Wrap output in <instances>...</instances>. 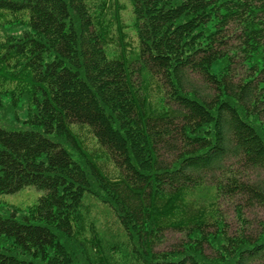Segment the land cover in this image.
Here are the masks:
<instances>
[{"label":"trees","instance_id":"trees-1","mask_svg":"<svg viewBox=\"0 0 264 264\" xmlns=\"http://www.w3.org/2000/svg\"><path fill=\"white\" fill-rule=\"evenodd\" d=\"M130 1L128 50L121 0H0L27 26L0 35V81L30 105L0 122V194L43 191L0 211V264H264L244 215L264 208V0ZM169 230L183 240L158 249Z\"/></svg>","mask_w":264,"mask_h":264},{"label":"rangeland","instance_id":"rangeland-1","mask_svg":"<svg viewBox=\"0 0 264 264\" xmlns=\"http://www.w3.org/2000/svg\"><path fill=\"white\" fill-rule=\"evenodd\" d=\"M121 3L123 4L122 17L124 20V24H126L127 26L125 29L127 34L125 39L127 40V42H130L129 44H127L129 50L130 48H136L138 45V39L134 27L135 18L132 12L131 1L121 0ZM0 19L2 20L3 27H5L4 29L2 26L0 27V35L2 37H4L7 32L18 34L22 33L27 28L24 21H13L14 19H17V17L14 18L13 15H9L8 13H4V15H1ZM114 33L111 36V44L109 46V49L118 52V44L121 37L118 33ZM128 54L131 56L132 51H129ZM13 87L14 85L12 83L5 85V83H2L0 81V92L2 98V104L0 105V122L9 126L10 124L22 122L28 117L30 111V105L25 99H21L17 102L16 105L12 104L9 96L10 91L7 92L5 90ZM74 128L75 131L79 134L80 138L83 140V144H85L88 151L91 153L94 152L93 156L95 158L99 156L100 162L104 161L102 163L110 173H115L117 171L115 169V166L107 157L106 150L98 144L97 139L94 137L91 129L87 125H78L74 126ZM42 193V190L36 188L33 185H29L21 188L16 192L0 194V211L2 213L8 214L12 211H16L18 215L26 213L32 205L37 203L38 198L42 195ZM238 202L239 201L237 200H235L234 202H221L222 213L225 215L226 221L229 223L231 232H235L239 227L235 213V204ZM97 205L99 206L98 208L101 207L99 203H97ZM244 215L249 219V221L245 224L246 226H248L247 231H251L253 233L259 231L261 222L264 221V208L247 204L244 206ZM183 238L184 236L181 232L169 230L165 233L163 242L158 245V249L170 250L172 248H176L180 245V242L181 240H183ZM1 244L2 245H0V247L2 246L3 248L14 247L13 243L8 240L2 241Z\"/></svg>","mask_w":264,"mask_h":264}]
</instances>
